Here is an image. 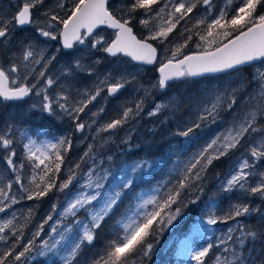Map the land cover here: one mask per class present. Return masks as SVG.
Segmentation results:
<instances>
[{"label":"snow or ice","instance_id":"1","mask_svg":"<svg viewBox=\"0 0 264 264\" xmlns=\"http://www.w3.org/2000/svg\"><path fill=\"white\" fill-rule=\"evenodd\" d=\"M233 3L234 0H226L225 7L211 19L213 0H129L126 4L112 7L109 0H57V11L45 9L35 17L33 10L42 7L44 0H22L14 13L0 15L2 45L12 43L17 29H34V35L20 42L19 54L13 53L14 59L9 66H0V98L3 101H17L35 93L41 99L39 104L31 106L33 109L52 116L57 115L58 108L72 119L77 132H84L97 123L96 118L105 109L101 106L92 112L91 123L82 121L81 114L98 97H102L103 93H107L103 97L107 99L135 83L139 69L123 72L114 70L105 73L103 78L97 76L94 86L83 91L77 90L78 98L74 99L71 80L85 70L92 74V69H85L81 62L82 56L72 57L60 73V78L67 81V85L60 84L59 91L50 95V90L58 85L59 78L54 79L48 74V69L57 61L58 54L62 50L76 51L78 46H83L80 51H102L110 57L122 54L142 65H152L158 59L157 47L152 42L158 41L162 45L182 20L189 17L198 6H205L206 15L197 19L192 28H185L187 38L183 43L174 45L170 55L160 61L155 82L139 84L136 91L143 95L132 106L122 107L115 118L96 128L94 139L99 137L103 143H107V140H103L100 134L121 128L139 117L144 111L145 100L152 96L153 91L163 93L174 83L188 84L190 78L205 74H235V78L225 84L198 89L202 95L197 101L192 118L178 124L173 135L185 138L187 143L196 138L197 130L216 124L221 111H231L237 105L240 107L231 123L215 133L198 153L187 162H174L170 175L176 174L175 181L169 179L158 182L147 196L136 193L134 189L138 182L144 180L146 173L165 167L167 160L133 157L113 164V158L109 156V165L105 167L104 160L95 153L93 144L88 145L81 157L82 162L90 161L87 171H80L81 164L77 163L69 170L67 179L57 183L56 174L61 171L64 160L61 150L67 152L72 144L71 139L66 137H60L56 142L40 144L31 137H26L27 143L23 144L26 158L34 162L29 181L31 188L26 187L21 183L22 176L13 159L16 156L15 149L11 147L14 143L13 127L7 125L0 132V146L9 150L4 159L7 166L16 173L15 182L27 193V199L45 197L54 188L65 192L74 182L76 188L66 193L60 218L50 225L47 238L42 233L44 225L53 220L52 214L37 226L26 242H23V226L17 228L13 219L0 222V241H9L6 229L12 237L10 246L0 250V264H27L30 258H34L33 253L41 257L51 255L58 258L59 264H77L83 247L92 244L96 239L97 229L129 197L128 206L116 222L118 231L115 238L110 241L104 255L93 259L90 264H130V261L135 264L136 258L141 262L150 259L163 233L182 219L184 210L189 205H195L199 201V195L195 199L182 201L181 196L185 190L202 194L203 174L208 166L241 148H244V153L225 176L219 190L230 193L239 189L264 199V171H255L259 162H264V12L259 11L264 6V0H238V6L231 8ZM138 12L141 13L139 24L148 30V35L143 38H138L134 32ZM100 26L113 30L111 39L99 34ZM193 29H196L194 33ZM193 34L199 38L196 47L201 50L184 55V49L193 39ZM41 38L45 45L56 42L58 47L55 52L48 55L47 48L40 46ZM65 55L71 56V53L66 51ZM256 62L260 63V67H255L250 77L244 76V67L253 66ZM95 63H100L99 59ZM30 77L35 82H30ZM10 84L13 86L10 87ZM183 107V93L177 90L166 100H153V106L147 115L156 117L165 112L175 115ZM168 119L169 116L164 117L165 121ZM130 139L129 136L124 143H129ZM181 163L183 167H180ZM23 166L21 163L19 167ZM36 169L40 171L37 172ZM253 176L259 177L254 186L249 183ZM12 183L9 180L4 187H0V212L17 202L16 197L10 196L9 191H6L12 188ZM209 199L212 203L208 206V212L200 223L193 226V233L203 235L204 232L211 231L205 226V221L207 225H216L218 221L235 220L253 212L264 213V209L259 207L235 203L230 205L223 216H219L215 212V198ZM56 209V204H53V212ZM81 210L86 213L87 222L78 218ZM29 213L31 214V210ZM68 218H72L71 222L65 223ZM237 232L239 234L234 235ZM257 242L264 243V229H249L243 224L229 228L223 239L219 240V245L223 246L222 252L215 256L213 264H264V257L249 256L255 250ZM250 244L253 245L252 248H249ZM213 247L212 243H208L207 246L193 249L190 238H186L178 246L176 255L188 257L195 264H205V258Z\"/></svg>","mask_w":264,"mask_h":264},{"label":"rangeland","instance_id":"2","mask_svg":"<svg viewBox=\"0 0 264 264\" xmlns=\"http://www.w3.org/2000/svg\"><path fill=\"white\" fill-rule=\"evenodd\" d=\"M129 0H112L110 3V7L118 6L120 4H126ZM6 4H11L9 2L3 1ZM22 2V0H21ZM57 0H44V4L42 7L33 10L34 17L38 15V13L43 12L45 9H51L53 11H57L55 5ZM226 5V0H213V10L210 16L211 18H215V15H218L219 10ZM238 6V0H234L231 8H235ZM14 5L11 4V8ZM159 7V6H157ZM171 8V4H169V10ZM9 9L5 6H0V15H10ZM16 10H12V12ZM231 11V9H230ZM259 11L264 12V6L259 8ZM206 15L205 6L200 5L197 9L194 10L189 17H186L184 20L177 25L175 29V34H170L168 39L161 45L158 41L152 42L158 50V59L155 65L152 67H146L140 63H133L128 57H124L119 55L117 57L107 56L102 51H80L83 46H78L76 51L73 50H62L61 53L57 56V61H54L48 69V74L52 75L54 79H58V85L54 86L50 90V95H53L55 92L59 91V85L64 84L67 85V81L63 78H60L61 69L65 66V63L72 57H80L82 56V64L85 69L91 68L92 74H89L87 70L83 72H79L75 79L71 80V85L73 88L72 97L78 98L76 96V91H83L84 89H91L94 86L97 76L103 78V75L108 72H113L114 70L123 72L125 70L135 71L136 68L139 69V75L137 76V81L133 84H129L125 89L121 90V92L113 97H108L104 99V96H107V93H103L102 97H98L96 101H94L91 105H89L86 112L81 114L80 119L86 123H91L93 117L91 116L92 112L97 111V109L101 106L104 107L105 111L100 114L97 119V123L92 126L91 129H85L84 132H77L75 130L74 122L70 117L60 112L57 108V115L49 116L47 113L39 111V109H33L31 106L33 104H39L40 97H37L35 93L29 95L27 100H18V101H3L0 98V132L6 129L7 125H12L13 127V139L14 143L11 146L16 151V156L13 158L14 163L17 166V170L22 176L21 183L26 187L31 188L29 183L30 178L33 174V166L34 162L29 161L26 158V152L23 148V144L27 143L26 137H31L33 140L40 143L47 142H56L57 139H52L48 137V131H43L45 129L49 130V127H45V124L48 122L52 123V127L55 130H49L54 133L57 137L68 136L67 131H71L74 133V137L71 140L75 141L74 147L78 149V155L74 157L71 163L66 166L63 170L60 171L59 175H57V183L67 179L69 174V170L74 168L77 163L81 164L80 171H87V168L90 165L89 162H82L81 157L84 152L87 151L88 145H94L95 153L104 160V166L108 167L109 162L107 158L111 156L113 158L112 163L118 164L122 159H131L142 158L139 155V152L145 149L148 146H152L154 152L160 156V152L172 145L174 146L173 156L167 160V165L161 170L155 172L151 171L146 173L145 178L142 182H138L137 187L134 189L136 193L147 196L150 193V189L157 186L158 182H164L166 180H173L175 173L170 175V171L173 168L174 162H187L189 158H191L194 154L198 153L199 150L212 138V136L226 128L233 117L239 112L240 107L237 105L231 111H221L219 121L210 125L209 127H203L200 130H197L195 133V139L190 140L189 142H185V138L177 137L173 135L176 131L178 124H182L184 121L192 118V113H194L197 107V101L200 99L202 93L198 91V89H206L209 85H221L225 84L227 81L235 78V74L231 75H223V74H208L206 76L200 78H190L188 84L177 82L172 84L169 89L163 93L157 91H153L152 96L148 97L145 100L144 111L134 120L129 121L121 128H117L108 133H101L100 136L103 140H107V143H103L102 140L97 137L94 139L95 130L100 125L108 122L112 118H115L117 114L121 111L124 106H132L135 100H138L143 93L137 92L136 89L139 84H149L150 82H155L157 79V70L159 67V63L162 59L166 58L170 55L171 48L176 45L183 43L184 39L187 38L188 33H184L185 28H192L193 24L197 19ZM141 18V13L138 12L136 14V20L134 21V32L137 34L138 38H143L148 35V30L143 28L139 24V19ZM107 26H102L98 30L100 35H104L106 38L111 39L113 36V30H110ZM196 29H193V33ZM182 33H184L182 35ZM34 35V29L31 27H25L22 30L17 29L13 34V41L11 44L2 45L0 44V66H4L7 68L9 64L13 61V53L19 54V45L22 40L25 38ZM199 38L193 34V39L189 41L188 46L184 49L183 54L189 55L193 52L200 51L196 47ZM203 43V42H200ZM40 46L47 48V54L51 55L55 52V48L58 47L56 42H49L47 45L43 43V39L40 40ZM70 52L71 56L65 55V52ZM99 59L100 63H95V61ZM255 67H260V63H255L253 66H246L243 69V75L250 77L251 73L254 71ZM40 66H37L39 69ZM30 82H35L30 77ZM193 81L195 83H193ZM12 87L13 85H9ZM179 90L183 93L184 99V107L181 109L179 113L175 115L165 112L162 115L156 117H149L147 115L148 111L151 110L153 106V100H166L169 96H172L174 93ZM165 116H169L170 119L167 121L164 120ZM30 118H33V122L36 124V130L32 131L31 123L29 122ZM163 121V122H162ZM43 128V129H40ZM131 137L129 143H124L125 140H128V137ZM69 137V136H68ZM70 138V137H69ZM131 145V148H129ZM3 151V159L2 166L0 165V187H4L9 180H11L12 188L6 189L9 191V195H14L16 197L17 202L15 204H11V206L5 209L4 212L0 215V222L7 221L9 219L14 220V224L17 228L23 226L22 230L24 232V241L30 239L32 233L36 231L37 226L40 225L43 220L49 215H53V220L49 221L48 224L44 225V233L42 235L47 238V233L50 230V225L55 222L56 219H59V213L64 206L65 195L69 190L74 191L76 188V182L70 189L65 190V192H60L56 188H54L47 196L42 198H34L32 200L27 199V193L20 187L19 184L15 182V172L7 166L4 157L8 154L9 150H5L2 146H0V152ZM231 156L221 157L219 160L213 162L212 165H209L207 168V178L204 181V192L201 194V201L199 204V212L197 216H193L192 219L184 226L182 223V219L175 223L173 226L169 227L163 235L160 237L161 243V254H157V251L152 253V256L155 258H161L162 255L164 257H168L171 254L174 258L181 261V264H195V261H191L188 257H178L176 255L178 246L182 241L186 238H190L191 247L196 249L200 246L197 244H202L204 242L212 243L215 247L214 252H216L210 258V262L208 258L205 261V264H213L214 258L216 255H219L222 252V247L219 245V240L223 239L224 235L227 233L229 228L239 227L240 224L245 225L249 229H259L257 228V220L264 215V213H251L250 215L238 217L235 220L227 224H219L216 225H207L205 221V226L210 228L211 231L204 232L203 235L199 233H193V226L200 223L201 219L207 214L208 206L212 201H210V197L215 198V204L217 206L219 197L214 194V191H218L222 195L233 196L234 203H246L249 204L252 208L259 207L264 209V199H262L259 195H250L240 191L239 189L225 193L220 191V186L225 176L231 171L232 167L236 163L237 159L244 153V148L240 150H233ZM67 153H69L67 151ZM51 154V153H50ZM159 159V158H149L148 160ZM160 159H163L160 157ZM99 162V161H98ZM222 162V165H218ZM23 163V168L19 166ZM43 166H41L42 168ZM180 167H183V163L180 164ZM220 168L224 169L222 174H216L213 177H210L215 170ZM37 172L40 169H36ZM256 172L264 171V162H259V166L255 169ZM155 172V173H154ZM209 172V173H208ZM209 174V175H208ZM259 180L258 176H253L250 178V185L254 186L255 183ZM216 193V192H215ZM229 196V198L231 197ZM131 197L126 198L124 202L121 204V212L128 206L129 200ZM8 203V201H5ZM56 204L57 209L56 212H53L52 205ZM120 205V206H121ZM31 210V214L29 213ZM216 211V207H215ZM121 214V213H120ZM203 216V217H202ZM78 218L85 219L86 213L81 210L78 213ZM120 219V216L117 220ZM72 218H68L65 223H70ZM192 220V221H191ZM85 222L86 219H85ZM264 229V228H261ZM6 233L9 235V241L7 243L0 241V250L7 248L10 246L12 237L9 230L6 229ZM239 233H235L234 235H238ZM196 242V244H195ZM37 244H39V238L37 239ZM253 245H249V248H252ZM257 251H251L249 253L250 257H254V255H258L260 251H264V243L257 242L254 246ZM104 254L101 252L92 251L91 254L81 253V256L78 259L77 264H90V261L93 259L102 257ZM34 258H30L27 261V264H59L58 258L49 256L41 257L36 253H33ZM208 257V256H207ZM151 261V260H150ZM149 261V262H150ZM183 261V262H182ZM146 263V262H145ZM175 264V263H174ZM177 264V263H176Z\"/></svg>","mask_w":264,"mask_h":264},{"label":"trees","instance_id":"3","mask_svg":"<svg viewBox=\"0 0 264 264\" xmlns=\"http://www.w3.org/2000/svg\"><path fill=\"white\" fill-rule=\"evenodd\" d=\"M33 121H35V120H33V118H30L29 122L31 123ZM47 126L49 127V130H55L56 131V129L54 127H52V123L51 122H48L47 124H45V127H47ZM36 128H37L36 124L31 123L30 130L34 131V130H36ZM40 129H43V128H40ZM49 130L45 129L43 131H48L47 134H48L49 138L58 140L59 137H57L54 133H52ZM67 135L70 137V139L75 138L74 137V133L71 132V131H67ZM68 136H62V137L69 138ZM71 141H72V144H71V148L68 150L69 153L64 152L63 150H61V154L64 156V160H63V163L61 165V170H63L66 166H68L71 163V161L74 159V157H76L78 155V152H77L78 149H76L74 147L75 141L74 140H71ZM173 150H174V146L170 145V146L164 148L160 152V156H159L158 154H156L154 152L153 147L150 145V146L146 147L145 149L141 150L139 152V155L142 158L146 157L147 159H149V158H159L160 159V157H162L163 159H169V158H171L173 156ZM232 153L233 152H230L228 157L231 156ZM2 159H3V151L0 152V165L1 166H2ZM218 165H222V162H220ZM159 170H161V168L160 169H156L155 172H157ZM223 172H224V169L220 168L218 170H215L210 177H213L216 174H222ZM59 173H57L56 176L59 175ZM206 178H207V170L203 174V185H204V181H205ZM175 179H176V174L173 177V181H175ZM214 194L219 197V200H218V203H217V206H216V211H215L216 215L223 216L229 210L230 205L235 204L234 201H233V196H231L232 193L229 194V195H222L218 191L215 190ZM197 195L200 196V199L197 202V204L189 205V207L184 210L183 220H182V223H183L184 226L190 221V219H192L193 216L195 217V216L198 215V212H199L198 208H199V204H200V201H201L202 198H201V194L199 192H194L192 190H185V192L181 196V200L183 201V200H186V199H195V197ZM229 196H231V197L229 198ZM122 205L120 206L119 209H117L115 214L111 215L109 218H106V220L103 223L101 228L97 229V231H96V239L92 242L91 245H87L86 244L83 247V250H82L83 253L91 254L92 251L101 252L103 254L105 253V250H106L107 246L109 245L110 241L115 238L116 233L118 231V225L116 224V222H117L118 217L120 216ZM174 207H175V205L173 206V208ZM231 221L232 220L218 221V223L219 224H227V223H229ZM257 228H259V229L264 228V219H262V217L257 220ZM149 242H151V239H150ZM195 244H196V242H195ZM207 244H208V242H204V243H202L200 245L199 244H197V245L201 247V246H207ZM155 250L157 251V254L158 253L159 254L162 253L161 252V243H159L154 248L153 252H155ZM214 250H215V247H213L210 250V252L208 254V257L205 258V261H206L207 258H208V261H209L211 256H213L216 253V252H214ZM255 251H257V249H255ZM254 257H264V251H260V253L258 255H254ZM174 263L175 264L176 263L177 264H181V261L177 260L176 257L174 258L171 254H169L168 257H164V255H162L161 258H155L154 256H151L150 259H144L142 262L139 260V258H136V261H135V264H174ZM130 264H132L131 261H130ZM183 264H186V263L183 262Z\"/></svg>","mask_w":264,"mask_h":264},{"label":"flooded vegetation","instance_id":"4","mask_svg":"<svg viewBox=\"0 0 264 264\" xmlns=\"http://www.w3.org/2000/svg\"><path fill=\"white\" fill-rule=\"evenodd\" d=\"M3 1H6V2L13 4L14 7L11 8V4H6ZM21 4H22L21 0H0V6H5L7 9H9L8 11L10 14H11L12 10H16L17 7L20 6ZM12 13H14V11ZM33 15H34V11H33Z\"/></svg>","mask_w":264,"mask_h":264},{"label":"water","instance_id":"5","mask_svg":"<svg viewBox=\"0 0 264 264\" xmlns=\"http://www.w3.org/2000/svg\"><path fill=\"white\" fill-rule=\"evenodd\" d=\"M130 58V57H129ZM135 62V61H134ZM135 63H139V62H135ZM258 63V62H257ZM149 66H151V65H149ZM206 75H208V74H205V76ZM203 77V76H202ZM197 78H200V77H195V79H197ZM29 96H27V97H25L24 99H22V100H25L26 98H28ZM2 214V212H0V215Z\"/></svg>","mask_w":264,"mask_h":264}]
</instances>
